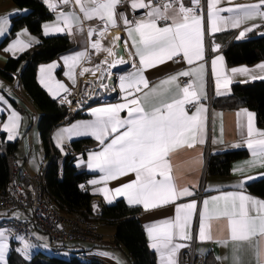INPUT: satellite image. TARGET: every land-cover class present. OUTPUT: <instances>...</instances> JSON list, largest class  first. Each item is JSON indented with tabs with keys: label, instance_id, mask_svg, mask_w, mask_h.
Here are the masks:
<instances>
[{
	"label": "crops",
	"instance_id": "1",
	"mask_svg": "<svg viewBox=\"0 0 264 264\" xmlns=\"http://www.w3.org/2000/svg\"><path fill=\"white\" fill-rule=\"evenodd\" d=\"M49 2L57 4V8L55 10L50 8L46 0H44L45 5L55 17L52 21L45 24L49 26V33L47 35L45 34L44 25L43 35L45 37L66 35L78 46L75 52L62 55L54 61L38 67L37 81L39 85L51 98L56 100L77 86L79 76H82L81 72L84 69L92 70L97 65L95 64L97 56L101 55V58L103 57L99 50L91 46V43L94 41L93 37L97 32L105 30L106 21L98 17L85 19L79 5H76L74 0L68 4L62 3L61 0H49ZM206 4L207 14L206 17H203V59L196 60L190 65L182 56L175 57L163 64L149 67L142 71V75L147 79L149 85V88L144 89V92H148L153 87L161 86L162 81L171 76H178L180 72L192 71L193 69L200 68L201 65L203 66L200 75L203 77V92L206 95H201L199 103L203 105L206 112L202 113L204 129L197 136V140L202 136L204 143L197 142L195 147L192 148H179L172 152L169 157L177 189L187 188L193 192V195L178 197L172 203L161 204L148 210H145L144 206L140 204H129L126 196L116 195L115 189L135 181V173H129L117 179L106 180L104 178L105 174L98 168L89 167L90 156L93 153L102 151L116 134L108 136L102 145L91 134L70 135L65 131L72 128L73 125L93 124L96 121V117L93 115V110L95 109L128 103L132 99V96L120 88V79L117 82L119 99L96 103L69 124L57 127L52 133V143L54 148L61 154L62 167L63 160L69 153L67 147L72 142L81 139H91L94 142V145L87 151L75 153L77 154L75 166L80 172H85L89 175L88 183L81 186L82 190L89 192L93 197L101 198L106 207L114 205L119 200L125 201L130 206L139 207L141 209L140 222L145 230L149 248L156 255L157 264H162L161 252L151 247L157 241H154L149 236L148 229L162 224L164 221L175 222L178 215L177 208L192 202H195L196 207L191 210V219L185 228V235L190 238L181 237L178 234V229H173L172 244L182 245L172 257L173 264H180L181 255L192 243H194L198 255L205 259L206 264H264V238H252L248 241H232L227 218L217 217L218 211L224 207V201H213L212 199L213 197L236 194L247 196L251 200L264 201L263 197L250 193L247 187L252 182L264 179V166H261L259 163L261 158H254L252 150L247 147L249 140L264 139L260 135V133H264V129L257 124L255 112L243 108L226 107L220 103L224 97L232 93L233 86L236 84H248L264 80V70H261L259 67L264 64V60L254 65L229 66L223 56V47L216 39L217 35L231 31L235 33L237 40H244L252 35H264V15L259 14L264 13V5L261 6L258 14L241 22L239 27L234 28L231 26V23L224 25L218 23V27L221 30L213 34L211 32V0H206ZM256 4H260V0H220L216 8L227 9L236 8L239 5ZM27 12L28 10L17 7L12 0H0V18H7V24L3 26V31L0 33V70L5 68L6 63L10 59L19 58L39 42L38 37L27 28L19 30L16 35L5 42L6 38L10 35L13 17L26 14ZM62 12H74L80 18V23L78 24L73 20L71 30H67L68 26L64 24L60 15ZM219 15L230 19L233 16L242 15V13L223 11ZM161 21L158 22L159 25L164 26L165 24H162ZM115 22V27L108 23L106 30L118 27L119 20L116 9ZM168 23H171V21H167ZM56 26L64 28L65 31H54L53 28ZM89 29L95 30L92 35L89 34ZM245 29H251V31H245ZM241 32H244L242 37L240 35ZM124 36L132 53L133 63L121 71L118 77L136 73L142 67L139 62V56L136 55L135 47L132 44V38L128 36V29L124 31ZM17 41L28 45V47L21 50V47L18 46L13 49V45L17 44ZM104 41L106 43L103 46L107 45L108 39ZM9 49H12V51H9ZM103 49L104 47H101L100 50ZM80 53H85V55L80 56ZM220 57L223 59L221 60ZM65 58H69L67 63L65 62ZM213 61L216 62V71L213 70ZM24 65L12 75V79H7L0 73V97L3 98L0 100V142L3 140L5 142L19 140L20 147L15 159L16 164L24 168L29 174L37 175L48 166L49 159L46 158L44 144L38 129L40 113L21 84L20 74ZM42 69H44V72L41 71ZM233 69H247V71L233 72ZM217 72L219 76H217ZM182 77L184 76L178 77L177 83L180 87H185L181 83ZM189 78L191 79L190 84H194L199 92L201 81L197 80L195 76H190ZM42 80L49 84L52 88L51 92L45 87V83L41 82ZM217 80H219V85L217 84ZM59 84H63L65 87L59 88ZM164 87L169 89L164 96L151 97L148 103H144L143 99H141V104L145 107V110H151L153 104L158 105L162 99L170 100L176 94L177 89L175 84ZM53 92L56 94L53 95ZM136 95L141 98L143 96L139 92ZM189 105L186 106L187 109ZM129 106L131 107V105ZM188 112L189 115L195 114V106L192 110L188 109ZM13 113L19 117L18 120L13 121ZM119 115L121 119H128V109L121 110ZM5 125H7V130ZM249 125L252 128L251 136L248 134ZM123 130L121 129V131ZM9 136L13 138L9 139ZM236 150H246L248 151V156L233 161L227 175H216L209 172L208 161L211 156ZM254 159L257 160V163L251 164L250 162ZM94 180L97 183L93 184L92 181ZM105 189L108 191L105 192ZM205 200L209 201V219L206 222V237L210 235L211 239L206 238L201 240L199 229L203 222V202ZM187 211L186 209H181V218H183ZM30 212V209H25V215L22 219L17 220L28 218ZM0 215H3L2 220L0 218V222L7 218L11 219L8 217L9 213L0 212ZM0 232H4L6 237V240L0 239V243L6 242L8 245L3 264H10L12 250L14 248L17 250V243L14 240L15 236L12 231L3 227H0ZM100 233L103 237V244L97 245L89 241L76 243L78 246L77 250H73L69 244L67 246L73 251H86L90 257L98 259L103 264H132L131 257L125 248L117 246L114 243V227L103 225ZM153 235L155 236L157 233L154 232ZM258 250L261 252L260 256L257 255ZM164 264H167V256L165 257Z\"/></svg>",
	"mask_w": 264,
	"mask_h": 264
},
{
	"label": "snow or ice",
	"instance_id": "2",
	"mask_svg": "<svg viewBox=\"0 0 264 264\" xmlns=\"http://www.w3.org/2000/svg\"><path fill=\"white\" fill-rule=\"evenodd\" d=\"M48 6L52 9L57 8V4L46 0ZM62 3L68 4L72 0H61ZM79 5L80 11L85 19L99 18L106 21L105 30L108 23L113 27L115 22V9L119 0H74ZM193 4H198L199 0H192ZM220 0H211V32L214 34L220 31L218 23L221 25L231 23L232 27H239L241 22L252 18L258 14L259 9L264 5V0H260V4L256 5H239L236 8H220L216 5ZM175 5V7H174ZM131 7L133 9H148L146 19L137 21L134 26L128 28V36L132 38V44L135 47L136 55L139 56V62L142 66L136 73L128 76L120 77V88L132 99L126 104L112 105L104 108L93 110L96 121L93 124L73 125L72 128L66 129L70 135H87L91 134L103 145L108 136L114 135L113 139L98 153L90 156L89 167L98 168L105 174V179H117L129 173H135L136 179L133 182L123 185L115 189L116 195L127 197L129 204L143 205L145 210L155 208L161 204L172 203L178 197L191 196V192L187 188L177 189L172 175V165L169 159L170 154L175 150L188 147H195L197 142L204 143L203 137L197 140V136L203 132L204 120L202 113L206 109L199 103L203 92V77L200 75L203 66L193 69L192 71L180 72L178 76L174 75L162 81L161 86L153 87L148 92V81L142 75V71L149 67H155L163 64L175 57H183L188 64H193L196 60L203 59V16L196 15L195 10L191 7H185L183 0H168L162 6H153L151 0L147 3L144 0H132ZM241 12L242 15L233 16L226 19L219 15L220 12ZM264 15V13H259ZM61 18L68 26L67 30H71L72 22L75 20L78 24L80 18L72 13H61ZM171 21L164 26L159 25V21ZM127 25L130 22L127 17L124 18ZM7 24V18H0V33L3 26ZM56 32L65 31L64 28L56 26L53 28ZM95 30L89 29L92 35ZM251 31V29H245ZM49 33V26L45 25V34ZM104 35L103 32L100 33ZM241 37L244 32H241ZM119 38H117L118 40ZM126 43V42H125ZM18 46L28 47L26 44L17 41L13 45V49ZM92 47L100 50L99 42H94ZM12 51V49H9ZM110 56H114L110 49L107 50ZM85 53H80V56ZM69 58H65L67 63ZM222 60L223 58L220 57ZM107 62V61H106ZM126 63L120 57L115 60L112 67ZM54 67V66H53ZM264 70V64L259 66ZM213 70L216 71V62L213 61ZM44 72V69L41 70ZM87 71V69L85 70ZM233 72H246L247 69H233ZM195 76L201 81L200 91L198 92L194 84L180 87L177 83L178 77ZM217 76L219 73L217 72ZM45 83L44 80L41 81ZM176 86V94L170 100L162 99L158 105L153 104L151 110H145L141 104L148 103L151 97H161L169 91L166 85ZM219 85V80H217ZM142 86V87H141ZM45 87L52 91L49 84L45 83ZM64 88L63 84L58 85ZM66 91V89H65ZM142 93V98L136 93ZM56 93L53 92V95ZM3 98L0 97V100ZM195 106V114L189 115L187 105ZM131 105V107L129 106ZM123 109H128V119H121L119 113ZM13 121L19 117L13 113ZM7 130V125H5ZM121 129H124L121 131ZM249 136L252 135V128L249 125ZM264 137V133H260ZM9 136V139H12ZM247 147L252 150L253 157H260L259 163L264 166V139L249 140ZM257 163V160L250 162ZM93 184L97 181H92ZM105 192L108 190L105 189ZM213 201L223 200L224 207L219 210L217 217L227 218L230 229V238L232 241H248L252 238H264V201L251 200L244 195L229 194L227 196L213 197ZM111 202V201H110ZM209 201L203 202V222L200 225L199 237L201 240L211 239L206 237V222L209 219ZM196 204L192 202L177 208V218L175 222L164 221L162 224L155 225L148 229L149 236L154 242L151 247L161 252V262L164 264L167 256V264H173L172 257L176 250L182 245L172 244L173 229H178L181 237H186L185 228L191 219L192 211ZM181 209L188 210L181 218ZM157 235H153V233ZM0 239H5L4 232H0ZM220 242V241H218ZM27 247V245H26ZM8 248L7 243H0V264L5 260V252ZM258 256L261 252L258 250Z\"/></svg>",
	"mask_w": 264,
	"mask_h": 264
},
{
	"label": "trees",
	"instance_id": "3",
	"mask_svg": "<svg viewBox=\"0 0 264 264\" xmlns=\"http://www.w3.org/2000/svg\"><path fill=\"white\" fill-rule=\"evenodd\" d=\"M15 5L28 12L12 19L10 35L5 42L23 29L27 28L38 37V43L19 58L10 59L0 73L7 79L24 65L20 80L24 91L32 99L40 113L38 129L44 144L46 158L50 163L46 167L48 187L63 205L64 211H86L91 207L93 196L81 185L89 178L75 166V153L85 152L94 145L91 139L72 142L68 147V155L61 167V154L52 143V133L58 121L65 115V108L39 85L37 70L40 65L49 63L62 55L75 52L78 46L66 35L45 37L43 27L54 19V14L47 8L44 0H12ZM222 45L223 56L229 66L254 65L264 60V35H252L244 40H237L234 32H223L217 35ZM221 105L231 108H243L255 112L257 124L264 129V80L248 84H236L232 93L220 101ZM20 147V141L0 142V192L6 191L13 175V166ZM248 156L246 150H236L211 156L208 170L212 174L227 175L233 161ZM250 193L264 198V179L250 183ZM141 209L130 206L119 200L107 206L103 225L114 227V243L123 246L130 255L132 264H157L155 253L149 248L145 230L140 222ZM52 243V242H51ZM66 243H52L50 254L38 253L31 261H25L14 248L10 264H103L90 257L86 251H73ZM207 263V262H206Z\"/></svg>",
	"mask_w": 264,
	"mask_h": 264
},
{
	"label": "built area",
	"instance_id": "4",
	"mask_svg": "<svg viewBox=\"0 0 264 264\" xmlns=\"http://www.w3.org/2000/svg\"><path fill=\"white\" fill-rule=\"evenodd\" d=\"M144 2L147 3L148 0ZM167 2L168 0H151L153 6H162ZM131 3L132 0H119L116 6L119 20L117 28L123 34L137 21L147 18L148 9H133ZM183 4L185 7L193 8L196 15L206 17V0H199L198 4H193L192 0H183ZM125 17L130 22L127 25L124 23ZM161 23L167 24V21L162 20ZM109 78V74L102 75L100 78L86 82L82 76H79L77 86L56 99L57 103L66 110L57 127L69 124L96 103L119 99L117 82L120 77L117 76L115 85L111 87L107 84ZM181 83L183 86H188L191 79L182 77ZM193 108L192 104L188 106L190 110ZM88 181L89 178L82 185L87 184ZM19 209H30L28 218L24 220L7 218L0 222V227L12 231L16 236L27 238H31L32 232L36 229L48 235L55 244H69L79 240L97 245L103 244L100 229L104 224L106 206L102 199L93 197L90 209L67 213L61 202L49 190L46 167L40 174L31 175L24 168L14 164L10 186L6 191L0 192V212L10 213ZM33 241L36 243V240ZM180 264L206 263L205 259L198 255L192 243L181 255Z\"/></svg>",
	"mask_w": 264,
	"mask_h": 264
},
{
	"label": "bare ground",
	"instance_id": "5",
	"mask_svg": "<svg viewBox=\"0 0 264 264\" xmlns=\"http://www.w3.org/2000/svg\"><path fill=\"white\" fill-rule=\"evenodd\" d=\"M103 32L104 35L101 36L100 33ZM99 33L98 40H95L91 43V46L94 42H99L101 47L103 48V44L106 43L104 40L108 39V43H112V49H110L113 53H115L114 56H110L108 54V51H104V62L103 64H97L92 70L84 69L81 72L82 77L87 81L93 80L94 78L99 77V71L100 67L104 66V73L101 74L103 75H110L109 81L107 82L108 86L111 87L115 83V79L119 75L121 71H123L125 68L130 66L133 63V57L132 53L128 47L127 41L125 39V36L123 32L119 28H113V29H108V30H102ZM117 38H119L117 40ZM126 42V43H125ZM122 57L126 63L116 65L115 67H112L111 65L115 63V60ZM107 61V62H106ZM100 76V77H101ZM99 77V78H100ZM116 77V78H115ZM113 84V85H112ZM104 86V85H102Z\"/></svg>",
	"mask_w": 264,
	"mask_h": 264
},
{
	"label": "rangeland",
	"instance_id": "6",
	"mask_svg": "<svg viewBox=\"0 0 264 264\" xmlns=\"http://www.w3.org/2000/svg\"><path fill=\"white\" fill-rule=\"evenodd\" d=\"M100 32H97L94 37L93 40H98V34ZM109 44V45H108ZM113 44L112 43H107V45L105 44L104 49L103 50H99L101 52V54L103 55V57L101 58L100 56H97V58L95 59V64H103L104 62V52L105 50L108 49H112ZM101 49V48H100ZM103 52V53H102ZM99 61V62H98ZM104 66L100 67V71H99V77L101 76V74H103L104 72ZM98 77V78H99ZM116 78V77H115ZM96 78H94L93 80H95ZM113 85V84H112ZM25 209H19L16 211H12L9 213V216L11 219L16 218V219H22V217L25 215ZM3 215H0V218L2 220ZM14 240L17 243V251L23 256V259H25V261H31L32 258L38 254V253H46V254H50L51 253V249H52V243H51V239L49 238L48 235L38 231V230H34V232L32 233V237L31 238H27L25 236H16L14 235ZM36 240V243L33 241ZM81 242H85V241H74L72 243H69V245L71 246V248L73 250H77L78 246L76 243H81ZM27 245V247H26Z\"/></svg>",
	"mask_w": 264,
	"mask_h": 264
}]
</instances>
